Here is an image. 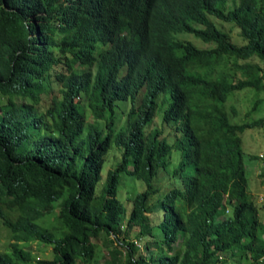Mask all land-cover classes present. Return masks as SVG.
<instances>
[{"label": "trees", "instance_id": "16d2710c", "mask_svg": "<svg viewBox=\"0 0 264 264\" xmlns=\"http://www.w3.org/2000/svg\"><path fill=\"white\" fill-rule=\"evenodd\" d=\"M231 2L0 0V221L11 231L0 264H99L100 237L109 264H264L243 126L225 111L234 90L254 92L247 115L263 101L254 58L264 61V0ZM136 56L169 72L138 102L145 74L127 64ZM161 89L176 101L163 116L173 137L156 126ZM192 89L205 99L202 114H190ZM245 125L264 129V115ZM112 143L121 157L102 179ZM122 176L144 186L129 209L118 198ZM55 209V224L37 222ZM32 242L53 256L35 257Z\"/></svg>", "mask_w": 264, "mask_h": 264}, {"label": "rangeland", "instance_id": "374dc122", "mask_svg": "<svg viewBox=\"0 0 264 264\" xmlns=\"http://www.w3.org/2000/svg\"><path fill=\"white\" fill-rule=\"evenodd\" d=\"M228 6H231L232 2L231 0H228ZM233 35H235L234 32H232ZM190 38V36H187ZM254 61L257 62L259 65L264 67V61L254 58ZM227 66H231L232 63L231 61L227 60L225 61ZM234 93V94H233ZM231 97L228 98L227 100V107L229 110H231L232 107L236 109V111L239 113L236 117H241L244 112L247 111L248 108L251 107V102L253 101L252 95L254 92L251 91H246L244 89L233 92ZM260 96L263 101L261 102L260 108L258 111L254 112L252 116H259V115H264V90L260 92ZM125 113V112H124ZM124 116H121L117 118V124L121 125V122L123 123L124 121ZM155 122L157 125H160L161 118L160 114L158 113L155 117ZM166 132L170 133V136H173L174 131L165 128ZM257 131L255 128L254 129H246L244 132L241 133V141H242V150H243V157H244V164L246 166V177L248 181V187H249V193L251 194V197L253 198L257 208H258V215L259 219L264 225V179H262L259 175L262 167H261V160L257 158H251L252 155H258L261 151H264V144L262 140L264 141V136H262L261 133H257V141H251L250 138L254 136V132ZM261 136V139H260ZM261 140V141H258ZM118 148L117 146L112 143L111 148L108 151L109 157L104 162L103 168H102V179L106 176L107 169L114 168L115 165L117 164L118 160L121 157V154L117 152ZM172 163L171 166H178L179 164V151L177 149L172 150ZM110 166V167H109ZM109 167V168H107ZM164 173L161 172L159 175V178L162 182H165L166 178L163 175ZM259 177V178H258ZM177 182V181H176ZM99 185L100 182L96 185L95 188V195L98 200L101 199V194L102 191L99 190ZM158 185V183H157ZM144 186L143 184L136 179V181H133L127 177L122 176L121 178V184L119 187V195L118 198L120 197L124 202L126 203L127 209H129V205L131 206V202L127 199H130L132 195L134 194L135 191L143 190ZM157 197V196H156ZM151 197L149 202L153 204L152 206L155 207L154 205L157 204V201L155 200L156 198ZM131 208V207H130ZM56 209L48 214L45 215L37 220V222L40 225L43 226H50L51 224H55V220H53V216L56 213ZM159 218V215L157 213V210L153 209L152 212V219L153 222H157ZM136 230V229H135ZM135 231L131 233L133 235ZM11 235V231L7 229L0 221V248L4 249L5 245L7 244V241L9 240ZM134 239V238H132ZM96 242H98L100 250H101V255L99 258V264H109L110 263V254L108 253V246L106 244V241L103 239V237L95 239ZM138 246H143L142 240L138 242ZM26 249L30 250L32 255L35 257L39 256L41 258H51L53 256V253L51 252V247L49 245H42L41 243H36L32 242L30 245L25 247Z\"/></svg>", "mask_w": 264, "mask_h": 264}, {"label": "clouds", "instance_id": "9594fccd", "mask_svg": "<svg viewBox=\"0 0 264 264\" xmlns=\"http://www.w3.org/2000/svg\"><path fill=\"white\" fill-rule=\"evenodd\" d=\"M152 17H154V16H152ZM152 17H151V23H150L151 27L154 25L153 22H158L157 18H152ZM188 35L190 36V38L187 37ZM176 36L183 41L190 42L191 44H193V46H196V47L206 46V44L204 42L199 40L197 37H195L191 33L181 32V33L176 34ZM136 50L139 52V50L137 48H136ZM139 53L143 57L144 53H141V52H139ZM127 64H128L129 71H131L133 74L138 75L137 73L139 71H143L145 74L144 77L139 75L143 79L142 83L138 84V85H134V87L138 89V92L136 93V97H135L136 102H138L141 99V95H144V96L146 95V89L148 91V87H152L151 81H150L151 78H160V77L165 76L166 74L169 73L168 70L166 69V67H164L162 64L157 63L155 57L154 58L153 57H146V58L138 59L136 56V60L127 59ZM141 66H142L143 70L140 69ZM126 71L127 70L125 67L123 70V73H125ZM233 92H236V90L229 92L228 97L226 99L225 111L227 113V119L233 125H236V126L242 125L243 126L242 131L238 135L240 140H241V133L244 132V130L255 128L257 131L254 132V136L252 138H250V140L251 141H254V140L257 141V138H258L257 133H261L262 136H264V129H261L258 127L246 126L245 124L247 122H250L251 119L258 118L259 116H256V117L252 116L253 111L247 115V111H246L243 114H241L242 115L241 117L240 116L236 117L239 114L236 111V109L233 107L232 110H229V108L227 107V100L229 97H231L234 94ZM191 95L194 97L195 101H194L192 108L190 110V114L191 115L202 114L204 108L202 106L203 103L201 100H203L204 98L196 96L194 89H192ZM156 98H157L158 106H159V109L157 110L156 115L159 113L160 118H161L160 125L159 126L156 125V126H158V129L163 128V129H161V130H163V135H166V134L170 135L169 132H166V130H165L166 127L174 131L173 135H177V132L175 131L176 126L171 125L170 123H168L166 121H163V116H164L165 112H167L168 110H172V109L174 110L176 107V101H175L173 95L171 94V92L169 90L166 89V92H164L161 89L159 91L157 97H155V99ZM127 101L129 102V100H127ZM252 102H251V104H252ZM251 107H252V105H251ZM250 108H248L247 110H249ZM260 139H261V136H260ZM258 141H261V140L258 139ZM262 142H263V140H262ZM263 144H264V142H263ZM241 149H242V141H241ZM251 158H257V159L261 160V167L263 169V167H264V163H263L264 151H261L258 155H255V156L252 155ZM262 169H261V171H262ZM259 175L262 179H264V176H262L261 173H259Z\"/></svg>", "mask_w": 264, "mask_h": 264}]
</instances>
